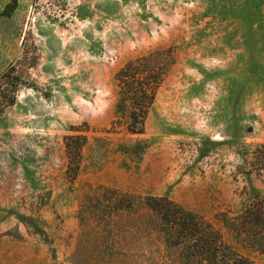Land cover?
<instances>
[{
  "label": "rangeland",
  "instance_id": "374dc122",
  "mask_svg": "<svg viewBox=\"0 0 264 264\" xmlns=\"http://www.w3.org/2000/svg\"><path fill=\"white\" fill-rule=\"evenodd\" d=\"M9 2L0 264H182L148 196L205 216L264 264L215 219L252 189L264 194V0H17L4 16ZM151 51L170 64L144 132L132 134L114 76ZM6 71L34 87L13 90ZM73 135L85 138L75 176Z\"/></svg>",
  "mask_w": 264,
  "mask_h": 264
},
{
  "label": "trees",
  "instance_id": "16d2710c",
  "mask_svg": "<svg viewBox=\"0 0 264 264\" xmlns=\"http://www.w3.org/2000/svg\"><path fill=\"white\" fill-rule=\"evenodd\" d=\"M17 0H10L3 10L9 16ZM170 61L162 52L151 51L126 62L115 74L118 86V109L125 113V128L129 133L142 134L147 114L153 104L157 88L163 81ZM34 63L29 64L32 67ZM4 78H9L6 71ZM8 84L34 87L30 82L10 77ZM6 98V95H4ZM13 97L7 105H13ZM73 142V143H71ZM85 138L66 137L68 168L75 176L79 169L80 151ZM264 147V145H263ZM264 158V153H263ZM252 196L237 212L220 211L215 219L241 248L264 255V194L252 189ZM144 205L157 214L164 243L179 255L182 264H253V260L236 250L223 237L221 230L208 218L187 210L167 196H148Z\"/></svg>",
  "mask_w": 264,
  "mask_h": 264
}]
</instances>
